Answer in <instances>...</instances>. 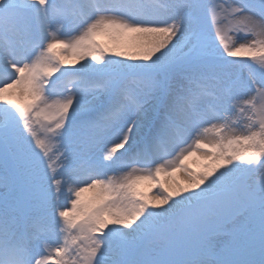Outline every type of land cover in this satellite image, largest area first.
Here are the masks:
<instances>
[{"label": "snow or ice", "instance_id": "1", "mask_svg": "<svg viewBox=\"0 0 264 264\" xmlns=\"http://www.w3.org/2000/svg\"><path fill=\"white\" fill-rule=\"evenodd\" d=\"M0 264H264V0H0Z\"/></svg>", "mask_w": 264, "mask_h": 264}, {"label": "bare ground", "instance_id": "2", "mask_svg": "<svg viewBox=\"0 0 264 264\" xmlns=\"http://www.w3.org/2000/svg\"><path fill=\"white\" fill-rule=\"evenodd\" d=\"M102 42H106L105 38H101ZM69 63H72L71 61H69ZM209 139H211V137H209ZM200 160L198 159V157H191L188 161H186V165L187 166H191L193 165V167L195 166L197 169L195 171H198V164H199ZM202 163H205L206 161L201 160ZM158 179H162V183H167V186L169 187H174L176 182H182L184 179V176L181 172H175L173 173L171 176L165 175V174H161L160 177H158ZM141 190L148 193L149 195L151 194V192L154 191H158V189H155V185H153V183L151 181H145L142 186H141ZM151 190V191H149ZM90 195L89 193H85V196Z\"/></svg>", "mask_w": 264, "mask_h": 264}, {"label": "rangeland", "instance_id": "3", "mask_svg": "<svg viewBox=\"0 0 264 264\" xmlns=\"http://www.w3.org/2000/svg\"><path fill=\"white\" fill-rule=\"evenodd\" d=\"M206 163V162H205ZM203 163L201 162V160H200V162H199V164H198V171H200L201 170V168H200V165H202ZM190 167V169L192 170V171H195L197 168L194 166L193 167V165H192V167L191 166H189ZM175 184V183H174Z\"/></svg>", "mask_w": 264, "mask_h": 264}]
</instances>
